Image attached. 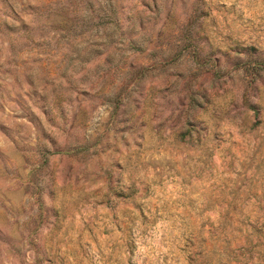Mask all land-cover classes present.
<instances>
[{"label": "rangeland", "instance_id": "rangeland-1", "mask_svg": "<svg viewBox=\"0 0 264 264\" xmlns=\"http://www.w3.org/2000/svg\"><path fill=\"white\" fill-rule=\"evenodd\" d=\"M0 264H264V0H0Z\"/></svg>", "mask_w": 264, "mask_h": 264}]
</instances>
